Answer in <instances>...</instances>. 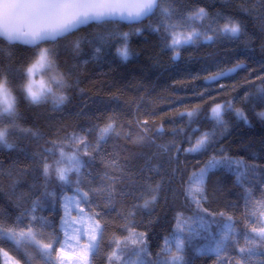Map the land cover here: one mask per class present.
<instances>
[{
    "label": "trees",
    "instance_id": "trees-1",
    "mask_svg": "<svg viewBox=\"0 0 264 264\" xmlns=\"http://www.w3.org/2000/svg\"><path fill=\"white\" fill-rule=\"evenodd\" d=\"M172 6L177 10L174 21L198 8L208 13L203 28L200 22H194L191 27L176 29L177 34L185 35L195 27L206 35H213L206 31L207 26L211 23L213 28L223 27L229 19L240 24L241 34L238 38L217 35L211 42L202 36L195 43L169 49L165 46L164 30H152L161 19L157 13L130 25L118 21L93 22L58 38L55 45H41L57 48L58 67L67 81V87L62 89L67 99L59 108H54L50 99L32 105L19 89H13L18 99V124L38 135L16 131L8 136L13 147L0 146V223L11 226L22 213L30 210L33 200L39 199L34 214L43 217L51 227L41 229L43 235L38 239L48 242L50 236L57 234L62 242L60 201L63 195H75L80 188L89 191L91 200L90 205H81L85 211L91 207L101 213L97 219L104 226L100 250L93 264H109L107 256L116 248V239L124 248L128 232L123 226L128 221H134L130 228L145 233L155 259L164 239L175 232L177 218L187 220L197 214V206L185 194L189 177L204 168L213 156L228 157L243 162L246 167L241 171L245 176L238 182L235 166L232 169L220 166L209 171L206 198L200 205V209L207 212L201 211L200 215L210 223L215 220L211 228L213 237L219 232L216 224H222L231 216L238 231V243L230 242L220 259H224L225 264H236L243 258L238 248L247 247L245 236L253 238L251 228L262 225L257 202L264 201V119L257 115L264 112V96L260 92L264 88V0H177ZM125 32L129 33L130 52L126 60L117 55V48L124 43L118 34ZM108 33L112 36L103 54L94 55L99 35ZM76 42H79L78 49L74 47ZM170 42L169 37L167 43ZM0 48L5 50L0 53V66L4 67L21 66L31 52L29 46H9L2 39ZM9 51L13 53L11 60L6 55ZM177 52L178 58L173 59ZM239 63L244 66L234 75L214 84L204 82L207 76ZM22 82L14 78L15 84ZM217 104L232 105L231 110L223 109L222 125L209 115ZM236 109L244 112L246 122L236 117ZM193 110L198 112L191 118L181 115ZM110 117L116 119L120 135L112 134L99 153L90 147L91 157L83 156L81 149L85 167L79 177L72 174L69 184L58 181L54 173L45 179L41 158L48 162L58 158L44 151L52 146L50 141L64 140L76 133L86 136L94 145L97 133L90 134L89 130L104 124ZM206 131L213 132L214 136L205 150L185 151ZM74 147H67L65 151L71 152ZM112 159L123 169L125 178L118 185V191L126 195H117L112 202L113 210H109L104 207L107 202L93 195L91 189L99 186L106 164ZM157 184L160 187L156 202L148 208H134L143 203L139 197L141 192H147V185ZM45 192L52 195L45 196ZM129 212L135 215L129 216ZM190 223L200 235L192 245L186 244L182 253L186 264H218L213 252L197 254L194 251L195 247L211 241L206 238L207 232L196 223ZM0 247L20 264H25L23 256L17 255L9 245ZM28 251L34 256L32 264H44L35 246ZM261 262H264V248H257L250 264Z\"/></svg>",
    "mask_w": 264,
    "mask_h": 264
},
{
    "label": "snow or ice",
    "instance_id": "snow-or-ice-1",
    "mask_svg": "<svg viewBox=\"0 0 264 264\" xmlns=\"http://www.w3.org/2000/svg\"><path fill=\"white\" fill-rule=\"evenodd\" d=\"M177 0H0V37L8 43L9 46L16 44L29 46L31 49L28 59L21 63V66L13 68L11 64L7 67L0 66V146L11 148L13 144L9 143L8 136L13 132L19 131L29 133L33 136L38 135L30 129L21 128L18 124L20 113L18 111V99L13 94V89L17 88L23 94V98L29 104L38 105L51 100L54 108H59L67 99L62 89L67 87L65 74L58 67V51L56 47H42L41 45L48 43L55 45L60 37L71 34L74 30L82 25L90 23H107L114 20L122 21H140L149 16L159 14L161 18L159 25L152 28L153 31L159 32L161 29L167 34L165 37V46L169 49H176L185 44H192L200 40L203 36L206 41H213L217 35L229 38H238L241 34L240 24L229 19L223 27L213 28L210 23L206 31L212 32L213 35H206L205 32L197 30L195 27L182 39L177 38L175 31L181 27H191L194 22H200V27H204L203 21L208 17V13L204 8H198L194 11L180 15L177 17V10L172 6ZM215 23V20L212 21ZM137 32L140 30L137 29ZM120 39L123 40V46L117 48V55L126 60L129 55L127 41L129 33H119ZM111 33L100 34L94 48V55L100 56L104 52ZM171 42L167 43L168 38ZM76 49L79 48V42L74 44ZM5 50L0 48V53ZM9 60L12 59L11 51L6 53ZM177 52L173 59L178 58ZM2 64V62H0ZM242 67L237 65L236 68ZM236 68L229 69L227 72H219L208 78L209 81H218L220 78L228 75ZM41 70H48L51 73L50 79L46 82L42 76L39 80L35 79L37 73ZM14 78H19L23 82L14 83ZM55 86V87H54ZM261 95L264 96V88L260 89ZM231 110L232 105H219L211 109V116L217 124L222 125L223 112L222 109ZM198 110L187 111L181 113L182 116L187 115L189 118L196 115ZM238 119L247 121V116L240 109L235 110ZM264 119V112L257 113ZM146 123V122H145ZM95 131V144L88 140L86 136H80L72 133L65 137L64 140H52L51 147L45 148L44 151L52 157H58L52 162H48L44 157L41 158L43 165V176L49 178L51 174H55V178L64 183L69 184L70 176L75 174L80 176L85 162L81 156H92L88 151L91 147L93 151L99 153L103 144L108 138L115 134L120 135L117 131V122L113 117L102 124L97 125ZM214 133L211 131L204 132L187 152H200L209 146L213 141ZM75 145L71 152L65 151V148ZM224 166L232 169L234 166L237 171V181L245 176V172L241 171L246 167L242 161H234L228 157L217 159L213 156L204 168L198 172H194L189 177L188 186L185 189L186 198L197 206V214L193 218L183 219L178 217L175 232L171 238H165L160 251L153 254L149 250L146 235L143 232H137L130 228V224L134 221H128L123 229L128 232L121 248V241L115 240L116 248L108 254L107 260L109 264L119 261L121 264H186L185 251L186 244L192 245L193 240L199 237L200 232L191 227V222L198 225L199 229L208 233L207 239L210 244L195 247L197 254H206L213 252L218 258V264H225L224 259H220L224 254L230 242L238 243V231L231 216L226 217L222 224H216L219 229L217 237H213L211 233L213 219L210 223L200 212H207V209H200L201 202L205 197V182L209 171L217 167ZM123 169L116 159L107 162L104 175L100 178L98 187L92 188L93 195L100 196L107 203L104 207L113 210V200L117 195H126V193L118 191L124 176ZM79 183V181H78ZM159 184L152 186L147 185V192H141L139 199L143 200L142 204L134 205V208H148L154 204L158 198ZM130 194V193H127ZM45 196L52 195L44 193ZM147 196V198H145ZM64 200V217L61 218V226L63 229L64 240L61 242L57 234H53L48 238V242L38 239L42 236L41 229L51 227L43 217H37L34 213L40 204L39 199L31 202L30 210L25 211L13 222L11 226L0 223V245H9L17 255H22L25 264H32L34 256L28 251V248L35 246L44 264H93L96 255L100 250V243L103 238L104 226L97 217L101 213L96 212L89 207L88 211L80 207L81 203L91 204L89 191L76 189L74 196H65ZM260 209L259 215L264 216V201L257 202ZM75 209L78 216H71V211ZM255 215L256 213H252ZM129 216H134V212H129ZM222 217L223 213L220 214ZM27 218V223L24 219ZM264 225V221H261ZM79 225V227H76ZM72 233L70 235L69 233ZM251 233L255 236L249 239L245 236L247 247H239L238 252L243 257L236 264H250V258L256 254L257 248H264V226L252 227ZM86 237V242L81 243V237ZM75 242V247L71 252L65 251V245ZM59 245V248L56 247ZM175 249V251H173ZM118 253H125L123 256ZM0 256L4 258L5 264H20L15 257L9 256L8 252L0 247ZM264 264V262H261Z\"/></svg>",
    "mask_w": 264,
    "mask_h": 264
},
{
    "label": "rangeland",
    "instance_id": "rangeland-1",
    "mask_svg": "<svg viewBox=\"0 0 264 264\" xmlns=\"http://www.w3.org/2000/svg\"><path fill=\"white\" fill-rule=\"evenodd\" d=\"M183 35H184V34H178V35H177V38L182 39V38H183ZM42 76L44 77V79H45L46 82H47V81L50 79L51 73H50L48 70H41L39 73L36 74V76H35L34 78L37 79V80H39ZM219 105L224 106L223 104H219ZM215 106H216V105H215ZM215 106H213V107H215ZM213 107H212V108H213ZM212 108H211V109H212ZM222 111H223V109H222ZM209 115H210V117L212 118V116H211V110H210V112H209ZM213 119H214V118H213ZM159 126H160V125H158L157 128H158ZM191 176H192V175H191ZM188 183H189V179H188V181L185 183V189H186V187L188 186ZM185 194H186V193H185ZM65 196H69V197H71V196H74V194H65V195H63V197H65ZM63 197L61 198V201H60L61 210H62L61 218L64 217V207H63V205H64V200H63ZM189 200H190V199H189ZM190 202H191V201H190ZM191 203H192V202H191ZM80 207L84 208L82 205H80ZM71 216H73V217H77V216H78L77 211H76L75 209H73V210L71 211ZM261 221H264V216H261ZM196 226H198V225L196 224ZM261 226H264V225H261ZM59 227H60V229H61V231H62V242H63V240H64V236H63V229H62V226H61V219H60V222H59ZM76 227H79V225H76ZM69 234L72 235L71 231H70ZM170 238H171V237H169V239H170ZM84 242H86V237L82 236V237H81V243H84ZM73 247H75V242H74V241H72L70 245H65V251H66V252H71V251L73 250ZM173 251H175V249H173ZM1 257H2V256H1ZM2 264H5V261H4V258H3V257H2ZM66 264H67V261H66Z\"/></svg>",
    "mask_w": 264,
    "mask_h": 264
},
{
    "label": "water",
    "instance_id": "water-1",
    "mask_svg": "<svg viewBox=\"0 0 264 264\" xmlns=\"http://www.w3.org/2000/svg\"><path fill=\"white\" fill-rule=\"evenodd\" d=\"M147 18H148V17H147ZM145 19H146V18H144L143 20H140V21H133V22L122 21V20H114V21H118V22L124 23V24H126V25H130V24H137V23H139V22L144 21ZM83 26H85V25H82V26H80L79 28H81V27H83ZM79 28H78V29H79ZM76 30H77V29H76ZM76 30H74V31H76ZM60 38H61V37H60ZM0 39L3 40L2 37H0ZM5 42H6V41H5ZM237 65H238V64H235V65H233V66H231V67H228V68H226V69H224V70H222V71H220V72H227L229 69L236 68ZM239 65H242V67H243V64H239ZM242 67L236 68L235 71L230 72L228 75H226V76L220 78L218 81H209L208 78H209L210 76H213V75L219 73V72L214 73V74H211V75L207 76V77L204 79V82H205L206 84H214V83H217V82L221 81V80L224 79V78H227V77H229V76L234 75V74L236 73V71H237L238 69L242 68Z\"/></svg>",
    "mask_w": 264,
    "mask_h": 264
},
{
    "label": "bare ground",
    "instance_id": "bare-ground-1",
    "mask_svg": "<svg viewBox=\"0 0 264 264\" xmlns=\"http://www.w3.org/2000/svg\"><path fill=\"white\" fill-rule=\"evenodd\" d=\"M239 64H243V63H239ZM243 66H244V64H243Z\"/></svg>",
    "mask_w": 264,
    "mask_h": 264
}]
</instances>
